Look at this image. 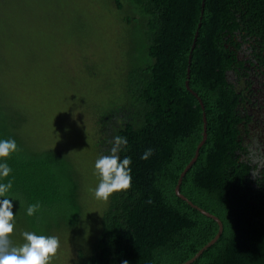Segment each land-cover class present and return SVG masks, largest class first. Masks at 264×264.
Masks as SVG:
<instances>
[{
	"label": "trees",
	"instance_id": "trees-1",
	"mask_svg": "<svg viewBox=\"0 0 264 264\" xmlns=\"http://www.w3.org/2000/svg\"><path fill=\"white\" fill-rule=\"evenodd\" d=\"M110 1L131 29V51L123 92L96 117L91 140L100 157L114 137L127 138L119 155L131 158L132 185L105 203L90 249L76 247L74 264H184L216 236L218 224L175 194L202 140L203 113L206 140L180 193L216 217L222 232L191 264H264V143H254L249 114L264 107L256 88L264 82V0H205L201 20L202 0ZM3 64L0 53V78ZM12 105L0 96V139L19 149L7 161L12 243H24V231L75 235L90 213L79 159L30 148L26 116ZM147 149L153 154L143 160Z\"/></svg>",
	"mask_w": 264,
	"mask_h": 264
},
{
	"label": "rangeland",
	"instance_id": "rangeland-1",
	"mask_svg": "<svg viewBox=\"0 0 264 264\" xmlns=\"http://www.w3.org/2000/svg\"><path fill=\"white\" fill-rule=\"evenodd\" d=\"M123 20L110 0H0V96L26 116L30 148L73 152L84 176L89 221L58 236L52 264H74L76 247L90 249L105 206L93 193L99 157L91 138L96 117L123 92L132 36ZM258 119L252 134L262 144L264 114Z\"/></svg>",
	"mask_w": 264,
	"mask_h": 264
},
{
	"label": "clouds",
	"instance_id": "clouds-1",
	"mask_svg": "<svg viewBox=\"0 0 264 264\" xmlns=\"http://www.w3.org/2000/svg\"><path fill=\"white\" fill-rule=\"evenodd\" d=\"M110 154L101 155L94 164L98 184L93 190L97 201L107 203L115 194L127 192L131 189V158H120L119 153L128 144L127 138L116 136L110 142ZM18 145L14 139H0V264H52L60 249V240L54 235H42L35 232L24 231V243L14 245L11 237L15 230V217L13 214L12 199L7 194L13 187V181L8 179L12 168L8 160L18 152ZM153 154L147 149L141 159L148 160ZM41 205L39 202L27 207V215L34 216ZM123 264H128L124 261Z\"/></svg>",
	"mask_w": 264,
	"mask_h": 264
},
{
	"label": "water",
	"instance_id": "water-1",
	"mask_svg": "<svg viewBox=\"0 0 264 264\" xmlns=\"http://www.w3.org/2000/svg\"><path fill=\"white\" fill-rule=\"evenodd\" d=\"M204 1L205 0H202V4H201V7H202V10H201V17H200V20L202 18V14H203V8H204ZM200 27V23L198 24V28ZM197 31L195 33V36H194V41H193V45H192V49L194 48V44H195V41H196V38H197ZM192 51V50H191ZM190 60H191V56L188 57V68H187V79H188V76H189V73H190V70H189V66H190ZM185 87L186 89L195 97L197 98V95L192 92L190 89H189V86H188V80L185 82ZM198 102H199V105L201 107L202 110H204V106L202 104V101L200 99H198ZM203 134H202V140L200 141V143L198 144L196 150H195V154H194V157L192 158V160L190 161V163L186 166V168L184 169V171L181 173L180 177H179V180H178V183L175 187V194L178 198H180L181 200L185 201L189 206H191L193 209H196L197 211H199L201 214H203L204 216L208 217V218H211L212 220H214L217 224H218V233L216 234V236L202 249L200 250L192 259H190L189 261L185 262L184 264H191L192 262H194L202 253L205 249H207L208 247L212 246L216 240L219 238L221 232H222V224L221 222L214 216L208 214L207 212L203 211L202 209L198 208L197 206L193 205L191 202H189L181 193H180V185H181V181L183 179V177L185 176L186 172L190 169V167L196 162V159L198 157V153H199V150L200 148L202 147V145L204 144L205 140H206V117H205V114L203 113Z\"/></svg>",
	"mask_w": 264,
	"mask_h": 264
},
{
	"label": "flooded vegetation",
	"instance_id": "flooded-vegetation-1",
	"mask_svg": "<svg viewBox=\"0 0 264 264\" xmlns=\"http://www.w3.org/2000/svg\"><path fill=\"white\" fill-rule=\"evenodd\" d=\"M258 85V86H257ZM257 85H256V88L258 89V88H262L263 90H261V93H264V82L263 81H259L258 83H257ZM254 91H255V94L256 93H259L260 91H256L255 89H254ZM254 96V95H253ZM257 97V96H256ZM262 97V99H263V104H264V96H261ZM255 99L256 98H254V99H252V103L254 102L255 103ZM261 100V99H260ZM260 103H261V101H259ZM260 107V104H257V108H259ZM249 114L251 115H253V119H252V121L255 123V122H257V120H259L258 119V115L259 114H264V107H263V109L262 110H259V109H254L253 111H249ZM258 124H259V122H258ZM262 124L264 125V120H263V122H262ZM249 127H250V125H249ZM263 127V126H262ZM252 130H253V127L251 128ZM261 134L262 135H260V137H259V139H263L264 138V127H263V129L261 130ZM252 136V135H251ZM255 138L256 137H254V143H255ZM251 140V138L250 139H247V142L249 143V141Z\"/></svg>",
	"mask_w": 264,
	"mask_h": 264
}]
</instances>
